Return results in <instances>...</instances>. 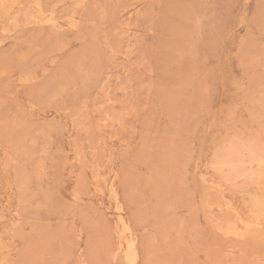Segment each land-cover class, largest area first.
Wrapping results in <instances>:
<instances>
[{
  "label": "rangeland",
  "instance_id": "obj_1",
  "mask_svg": "<svg viewBox=\"0 0 264 264\" xmlns=\"http://www.w3.org/2000/svg\"><path fill=\"white\" fill-rule=\"evenodd\" d=\"M264 264V0H0V264Z\"/></svg>",
  "mask_w": 264,
  "mask_h": 264
},
{
  "label": "bare ground",
  "instance_id": "obj_2",
  "mask_svg": "<svg viewBox=\"0 0 264 264\" xmlns=\"http://www.w3.org/2000/svg\"><path fill=\"white\" fill-rule=\"evenodd\" d=\"M132 264H133V262H132Z\"/></svg>",
  "mask_w": 264,
  "mask_h": 264
}]
</instances>
